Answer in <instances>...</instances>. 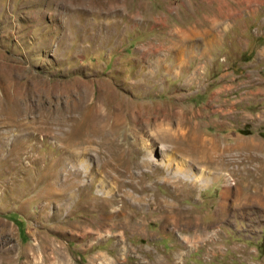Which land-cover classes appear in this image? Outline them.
<instances>
[{"label":"rangeland","instance_id":"1","mask_svg":"<svg viewBox=\"0 0 264 264\" xmlns=\"http://www.w3.org/2000/svg\"><path fill=\"white\" fill-rule=\"evenodd\" d=\"M255 196L264 0H0V264H264Z\"/></svg>","mask_w":264,"mask_h":264},{"label":"crops","instance_id":"2","mask_svg":"<svg viewBox=\"0 0 264 264\" xmlns=\"http://www.w3.org/2000/svg\"><path fill=\"white\" fill-rule=\"evenodd\" d=\"M228 11H230L231 12V14H232V10H227V13H228ZM230 17V16H229ZM227 19V18H226ZM257 195V194H256ZM260 197V196H259ZM258 196H255V200H256V202H259V203H261V205L263 206V209H264V198L262 197H260L259 198ZM255 222H257L258 221V219H255L254 220ZM232 240V239H231ZM233 244H234V246L235 245H237V246H243V247H248V245L246 244V243H244V244H241V243H237V241H234L233 240ZM227 250H225V255H227ZM198 254V253H197ZM202 253H200L199 252V256H198V259L199 260H201V261H205V258H203V256L201 255ZM224 257V256H223ZM210 258V261H211V264H215V262L214 261H217L215 258H213V257H209ZM246 258H248L247 256H245V255H243L242 256V258H240V261H246L247 262V260H246ZM207 259V258H206ZM257 262H253V264H256ZM219 264V263H218ZM240 264V263H239ZM241 264H243L242 262H241Z\"/></svg>","mask_w":264,"mask_h":264},{"label":"bare ground","instance_id":"3","mask_svg":"<svg viewBox=\"0 0 264 264\" xmlns=\"http://www.w3.org/2000/svg\"><path fill=\"white\" fill-rule=\"evenodd\" d=\"M95 114H97L98 119L101 120V118H99V117H100V116H99V111L95 112ZM94 117H95V116H94ZM223 203H224V202H223Z\"/></svg>","mask_w":264,"mask_h":264}]
</instances>
